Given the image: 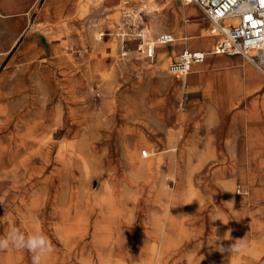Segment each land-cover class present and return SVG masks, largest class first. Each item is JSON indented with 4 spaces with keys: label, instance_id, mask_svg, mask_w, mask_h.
<instances>
[{
    "label": "rangeland",
    "instance_id": "rangeland-1",
    "mask_svg": "<svg viewBox=\"0 0 264 264\" xmlns=\"http://www.w3.org/2000/svg\"><path fill=\"white\" fill-rule=\"evenodd\" d=\"M19 1L25 4L21 13L4 15L0 11V51L4 49L2 45L11 48L23 28L28 38V55L22 73L19 71L18 76L11 79L12 87L6 89L11 92L12 103H0V106L10 111L13 104L21 105L24 101L32 115L52 110L49 118L56 122L60 131L53 138L55 153L63 143L76 136L90 138L93 151L78 148L68 168L77 170L83 158L94 166L92 158L99 155L100 173L115 176L116 170L109 171V167L116 164L124 166L123 171L128 176L123 182L113 183L126 189L119 197L117 212L108 216L94 210L86 239L66 242L61 239L62 230H59L66 222L49 212L40 218L41 232L51 240L54 248L43 264H102L91 236L96 227L103 225L111 230L103 250L107 256L104 264H264V112L258 110L263 109L264 103L256 95H247L249 91L244 83L247 64L260 72L244 56H230L244 62L238 67L224 63L227 69L216 77L224 75L229 85L232 82L231 87L225 83L220 89L215 83L217 79L213 81L215 78L213 82L209 78L203 80L200 69L183 80L173 78L169 63L177 52L171 48L181 45L179 51L184 46L205 50L188 37L201 22H205L210 32L208 21L195 4V13L182 10L179 16L164 5L173 2L175 7L181 8L188 4L184 0H162V3L161 0H130L128 5L124 0L113 4H103L100 0ZM5 9L7 12L14 10ZM167 25L172 31H178V35L173 44L157 45L158 56L153 61L136 51L139 31H143L147 39L155 40L164 31L157 29L167 28ZM57 48L70 63L67 83H80L79 93L88 110L76 124L62 106L61 112H57L58 103L46 108L43 102L50 96L48 84L52 80L54 83L58 74L64 77L60 71L62 66L56 62L60 55ZM125 51L127 55L123 56ZM207 60L200 64L208 65ZM161 63L164 69L159 75ZM45 69L56 71L52 80L45 75ZM213 69L209 67L208 73H213ZM178 82L176 87L174 84ZM152 86L156 89L152 90ZM34 88L44 89L46 93L38 91L33 96L31 90ZM228 90L230 94L233 92L232 96ZM221 91L225 92L224 98L220 96ZM152 95L157 99L155 104L150 102ZM33 100L35 102H31ZM129 106L134 109H128ZM156 111L161 114L155 117ZM164 121L168 122L170 130L161 128ZM175 132L184 133L186 140L185 154L181 157L176 150L156 157L155 148L145 146L166 142ZM242 136L248 144L244 147ZM125 144L133 146L138 154L142 148L149 152L148 157L140 156L141 172L135 176L126 167ZM227 153L237 155L250 169V175L226 172L219 159ZM17 172L5 173L0 169V236L13 228L28 234L23 223L27 220V201L32 189L25 186L21 170ZM180 173L184 178L186 200L183 223L173 226L170 239L162 248L163 236L156 225V217L163 205L173 203L172 199H166L165 190L168 188L173 195L178 187L176 176L179 181ZM154 175L161 181L155 188L151 186ZM97 181L95 177L90 184L93 190L98 187ZM85 207L82 204L73 215L86 214ZM233 245L239 247L233 248ZM161 252L162 257H159ZM0 264H32V254L13 248L0 250Z\"/></svg>",
    "mask_w": 264,
    "mask_h": 264
},
{
    "label": "bare ground",
    "instance_id": "bare-ground-1",
    "mask_svg": "<svg viewBox=\"0 0 264 264\" xmlns=\"http://www.w3.org/2000/svg\"><path fill=\"white\" fill-rule=\"evenodd\" d=\"M185 2L188 4H186L184 7H181V8L175 7L176 5L173 2H169L164 5L168 8L173 9L174 14H176L177 16H179V14L182 13V10H184L186 13H195L197 11L195 6L192 4L193 2H187V1ZM176 21L177 23H179L178 18L176 19ZM206 28L207 27H206L205 22L199 23L193 35H190L188 38L191 41H194L195 43L200 44V46H204L205 47L204 49L206 51L212 52L214 48L215 40H214L213 34L209 32L208 30H206ZM180 46H178L177 49H174L175 52H178V50L180 49ZM166 50L167 49L165 48V51ZM57 53L58 54L60 53V48H57ZM56 60H57L56 61L57 64H60L62 66L60 71L61 73L64 74V77L60 78L58 74L57 76H55L57 77V80L53 83L52 78H53V75H55L56 71L45 69L44 71L46 73L45 75H47L49 77V81L52 80V82L49 83L47 86L48 87L47 94L49 93L50 96H48L45 100H43V102L47 104L46 108L50 106L54 107L56 103H58L59 105L61 104L60 106L59 105L57 106V112L58 111L61 112V106H62L63 110L68 112V116L76 124L77 121L88 112L87 108L85 107L82 101V97L80 96V93H79L80 83L73 82V81L72 83H67L66 77H69L70 72L68 68H69L70 63H68V60L61 53L57 57ZM159 66H160L159 67L160 70H158L157 74L162 72V69H164L162 67L163 63H161ZM201 67H202L201 64L195 63L193 64L191 68V72H194L195 70H199ZM223 74H224V70H223ZM213 78L215 79L213 80ZM209 79L211 80V82L216 81L217 79V82L215 83H217L216 86H218L220 89L221 87L226 86L225 83L227 84L229 83V80L228 82H226L227 79L224 75L223 76L221 75L218 77H216V75L215 77L209 76ZM231 83L230 85L228 84L230 87H231ZM179 84L180 83L178 82V83H175L174 85L178 87ZM155 89H156V86H152V90H155ZM229 90H228V93L230 96H232L231 94L233 92L230 94ZM31 91H32L33 96L38 91H40L41 93H46L44 89L37 91L36 88H34ZM114 94H115V91H114ZM247 95H250V96L256 95L257 99H260V101L264 103V99L261 98V95H259L258 92L256 93L255 90L247 92ZM153 96L154 95L151 96L150 102L152 101V104H155L157 103V99L155 100ZM220 96L224 98L225 92L223 93L221 91ZM34 100L31 102H35ZM137 107H138V104H137ZM128 109L133 110L134 108L129 106ZM27 110L29 111V108H27L24 101L21 103V105L16 104V103L13 104L10 111L6 108V106H0V169L1 171H5V173H11V174H16L17 171L19 172L21 170V172L23 173L25 186H28V187L30 186V189H32L31 195L27 201V220L23 223L25 230H27L28 234L34 233V232H41L42 227L40 224V221H41L40 218L42 219L49 212V213H52L51 214L52 216L57 214L56 216L59 217L63 223L66 222L63 225V227L59 229L60 231L62 230V232L60 233L62 240L67 242L70 240L86 239L91 229V226H90L91 217H92L94 210H98L102 215L108 214V216L114 215L117 212L119 197L121 196V193H123L126 189L123 187L115 186L113 185V183L123 182L124 180L128 178V176L123 171L124 166L113 164L112 166L109 167V171L116 170L117 174L115 176H110V174H107V173H100L98 169L99 168L98 166L100 164V161L98 158L99 155L98 156L95 155L96 158L94 159L92 158V161L94 162V166L91 165L90 162H88L87 160L83 158L82 160L83 164L82 166H79L77 170L76 169L74 170V168L73 169L68 168L67 164L68 162H70L71 159L75 158L76 150L78 148L81 150H86L87 152L90 150L93 151V147L92 146L90 147V143H89L90 138L88 139L86 136H85L86 138L82 136L79 138L78 136H76L69 142L63 143L60 146L58 152L55 153V149L53 147L54 146L53 138L55 135H59L60 131H59L58 126H56V122H53V121L51 122L52 119L49 118V116H51L50 113L52 112V110L51 112H48L46 110L47 111L46 114L43 113V115L42 114L32 115L31 111H29V114L26 115ZM9 113L11 114L9 115ZM160 114L161 113L159 111H156L155 117L159 116ZM152 118L153 117H151L150 119ZM145 121L147 122V120ZM159 124L160 123H158V125ZM151 125H152V122H151ZM162 125H161V128H166L170 130V125L168 124V122L164 121ZM55 126L56 128H54ZM97 126L98 125H96V127ZM94 133H91L90 135H93ZM92 140H94V138ZM148 145L152 149L155 148L156 157H158L160 153L162 156L163 154H166L168 151H173V150L178 151V156L181 157L183 156V154H185L186 140L184 138V133L181 134V132L179 133L175 132L174 134L170 136L169 140H167L166 142L165 141L159 142L157 146H153L151 144H146L145 146H148ZM142 150L143 148L140 150V153L138 154L136 150L133 148V146L130 147V145L125 144L126 167L131 169V172H133V176L141 172L139 164L141 163ZM214 162H216V158ZM219 162L225 165L223 167H225L226 172H236L237 174L243 175V176H246L247 174L250 175V172H251L250 169L247 168L245 164H242L241 159L230 156L228 153L223 154V156L219 159ZM108 163L111 164L110 161H108ZM159 164H161V162H159ZM141 169H143V167ZM178 176H179V181L176 176V180H177L176 184H178V187L177 189L173 190V195H170L171 190H169L168 188L165 190L166 199L168 201L172 199L173 203L170 205L169 204L163 205L161 207V211L158 213L156 217V221H157L156 225L159 227L160 232L162 233L160 234L163 236L162 248L168 243L170 239L169 238L170 233L173 230L172 229L173 226L175 224L179 225L183 223V217H184L183 207L186 201L184 198V186H183L184 178L182 177L183 175L181 173ZM95 177L98 180L97 181L98 187L93 190L90 187V184L94 180ZM131 181H132V184L134 185L135 184L134 179H132ZM151 183L153 184L151 186L155 188L157 186H160L161 181L159 177L154 175V180H152ZM66 201L67 203L64 205V202ZM82 204L86 206L85 207L86 214L73 215V212L78 211V207H82ZM88 214H90L91 216H87ZM110 232L111 230L108 227L103 225V226L96 227L94 230V234H92L93 236H91L96 246L95 247L96 253H97L96 256L100 259L102 264L107 262L106 261L107 256L103 250L106 247L107 240H109ZM136 255L137 254L134 253V257L138 258L136 257ZM159 255H160L159 257H162V252Z\"/></svg>",
    "mask_w": 264,
    "mask_h": 264
},
{
    "label": "built area",
    "instance_id": "built-area-1",
    "mask_svg": "<svg viewBox=\"0 0 264 264\" xmlns=\"http://www.w3.org/2000/svg\"><path fill=\"white\" fill-rule=\"evenodd\" d=\"M184 1L199 6L210 22V32L218 36L213 53L244 56L251 64L264 71V0ZM137 36L142 37L140 33ZM173 40L171 33L162 34L157 41L142 39L137 50L153 59L156 56V43H169ZM205 58L204 51L185 48L171 62L169 69L174 75L183 76L191 71L194 63ZM142 155L147 156L148 151L143 150Z\"/></svg>",
    "mask_w": 264,
    "mask_h": 264
},
{
    "label": "crops",
    "instance_id": "crops-1",
    "mask_svg": "<svg viewBox=\"0 0 264 264\" xmlns=\"http://www.w3.org/2000/svg\"><path fill=\"white\" fill-rule=\"evenodd\" d=\"M100 1H102L103 4H113V3H116L118 0H114L112 2H104L103 0H100ZM46 2H47V0H46ZM46 2H45V5H46ZM6 3H9V4H6ZM129 3H130V0H124V4L125 5H128ZM160 3H162V0L160 1ZM192 4H194V3H192ZM45 5L43 6V8L45 7ZM24 6H25V4L20 2L19 0H0V11L4 15H11V14H16V13H21L23 11ZM197 7L199 8V6H197ZM5 8H13L14 10L12 12H7V10ZM200 12H201L202 16L204 17V19L208 21L209 30H210V22H209V20L205 17V15H204V13H203V11L201 9H200ZM170 27L171 26L167 25V28H164V29H163V27L158 28L157 29L158 31L159 30H164V31L161 32L157 36V38L155 40L147 39L145 34H143V31H139V33L142 35V37H139V39H140L139 43H140V41H142V39L144 41H148V42L157 41L158 38L162 34L171 33L173 35V37H174V40L172 42H169V43H156L155 44V49H156V56L155 57H157L158 56V50H157L156 47H157L158 44L170 45V44H173L174 41L176 40V36L178 35V31H172ZM22 29L20 31L21 32L20 35H17L16 41L12 45V47L9 48V46L4 47V45H2V48H4V49L2 51H0V103L1 104H4V103L11 104L12 103L13 99H12L11 92L6 91V89L12 87L11 79L12 78H16L18 76L19 71H21V73H22L23 62H26V60H27L28 38H27V36H25L23 34ZM213 36H214V40H215V44H214V48H215V46L217 44V41H218V36H215V35H213ZM185 48H188L190 50H200V51L207 52L206 50H203V48H201V49L200 48H196L195 49V48H190V47L184 46L180 51L178 50V52L175 53L174 48L172 47L171 49L175 53V58L172 59L171 62H173L177 58L178 54L182 50H184ZM214 48H213V50H214ZM170 50H169L168 53L171 52ZM136 51H138V50L136 49ZM138 52H140V51H138ZM122 55L123 56L127 55V52L126 51L123 52ZM213 55H217V56H213ZM230 56H241V55H237V54L231 55V54H226V53H212V54H208V52H207V56H206V58L203 61L196 62L197 64H200V63L204 62L206 59H208L207 60L208 65H201L202 67L200 68L203 80H207V78H209V76L217 75L219 72L223 71V69H226V66L222 65L224 63H229V66L237 65V67H238V66L242 65L241 62H244V61H242L241 59H239L237 57L233 58V57H230ZM144 57L147 58L145 55H144ZM147 59H150V58H147ZM153 59H150V60L153 61ZM19 62H20V65H19ZM171 62L169 63V66H170ZM209 64L211 66H209ZM219 66L221 68L217 69L216 67H219ZM247 66L249 67L248 70H245L246 72L244 71V78H245L244 83H245L247 91L250 92V91H254L255 90L256 93L258 92V94L261 95V98L264 99V74H263L264 71L258 69L256 66L253 65L260 72V73H257L250 65L247 64ZM209 67L214 68L213 70H215V71L213 73L209 74L208 73L209 72V70H208ZM190 73H191V71L188 74H186V75L177 76V75L172 74V72H171V76H173V78H175L177 80H180V79L183 80ZM249 74H250V80H249ZM212 90H214V89H212ZM258 110L264 112V106H263V109L259 108ZM258 110H255V111H258ZM249 138H250V136H249ZM242 141H243V147L248 145L247 142L244 141V136H242ZM249 144H250V142H249ZM229 155L233 156L235 158L237 156V155H234L233 153L229 154ZM148 156H149V152H148L147 156H143V157H148Z\"/></svg>",
    "mask_w": 264,
    "mask_h": 264
},
{
    "label": "clouds",
    "instance_id": "clouds-1",
    "mask_svg": "<svg viewBox=\"0 0 264 264\" xmlns=\"http://www.w3.org/2000/svg\"><path fill=\"white\" fill-rule=\"evenodd\" d=\"M238 247L233 245V248ZM9 248L31 253L32 264H43L44 258L54 251L51 240L44 233L25 234L19 228H13L6 235L0 236V250Z\"/></svg>",
    "mask_w": 264,
    "mask_h": 264
}]
</instances>
